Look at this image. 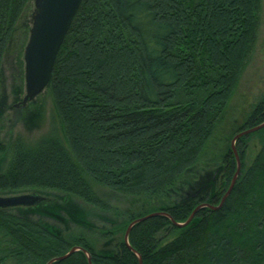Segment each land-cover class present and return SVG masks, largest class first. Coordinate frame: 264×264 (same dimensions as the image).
I'll list each match as a JSON object with an SVG mask.
<instances>
[{"label":"trees","instance_id":"trees-1","mask_svg":"<svg viewBox=\"0 0 264 264\" xmlns=\"http://www.w3.org/2000/svg\"><path fill=\"white\" fill-rule=\"evenodd\" d=\"M30 0H0V70ZM260 0H83L57 54L46 90L62 128L36 142L0 138V193L51 190L105 210L93 184L125 196H160L201 157L255 46ZM23 30V29H22ZM25 32V31H24ZM15 47V46H14ZM18 101H15L16 103ZM13 103V104H14ZM31 103V102H30ZM29 104V103H28ZM4 109V107H2ZM0 107V109H2ZM22 108V107H21ZM15 110V109H14ZM264 122V97L236 134ZM246 168L245 139L222 161L224 186L202 198L121 213L110 252L91 230L60 235L26 213L0 209V264H264V128ZM20 209L18 208H14ZM169 227L174 237L160 238ZM96 234V233H95Z\"/></svg>","mask_w":264,"mask_h":264},{"label":"rangeland","instance_id":"rangeland-1","mask_svg":"<svg viewBox=\"0 0 264 264\" xmlns=\"http://www.w3.org/2000/svg\"><path fill=\"white\" fill-rule=\"evenodd\" d=\"M33 10L34 0H30L5 53L0 70V107H4V109H0V138L7 143L17 138L29 143L36 142L43 135L48 134L54 126L57 133L60 136L62 134L52 98L46 89L25 107L15 110L8 108L15 101H20L25 93L23 52L29 37ZM259 16L260 25L255 46L243 67L223 117L197 163L185 172L183 178L174 188L160 196H125L93 184L96 194L107 204L105 210L96 209L61 192L40 189L36 192L45 198L43 201L32 207H19L20 209H13L12 211L17 212L20 210L26 213L29 218L63 236L91 230V232L96 233H94V239L99 251L107 253L112 250L115 237L106 239L96 231L110 229L123 218L121 213L133 212L140 214L149 212L144 215L147 216L155 213L150 212L151 209L182 203L192 197H195V199L202 198L208 193H214L218 189H222L224 186L222 177L224 151L228 144L231 146L233 138L238 134H236V128L246 120L255 105L264 97V0H260ZM256 132L246 135V146L243 154V163L246 168L261 148L263 138ZM236 152L238 154L237 149ZM1 160L3 159L0 157ZM33 192L35 191L22 190L12 193H0V196L30 194ZM173 237L174 234L169 227L165 228L160 235L164 242L170 241Z\"/></svg>","mask_w":264,"mask_h":264},{"label":"water","instance_id":"water-1","mask_svg":"<svg viewBox=\"0 0 264 264\" xmlns=\"http://www.w3.org/2000/svg\"><path fill=\"white\" fill-rule=\"evenodd\" d=\"M82 1L83 0H34V10L31 14V28L29 30L28 41L23 52L25 93L20 101L8 107L10 110L25 107L39 94H41L49 85L57 54ZM262 128H264V122L258 126L238 133L233 138L231 148L236 158V172L219 205H199L193 210L186 222L181 224L171 219L173 225L178 227L188 225L194 218L195 214L204 207H208L213 210L221 207L225 199L231 193L241 170L240 160L235 149V142L239 138L259 131ZM44 199L45 198L40 196L37 192L30 194L0 196V209L32 207ZM158 216L169 218L168 214L165 212H155L131 222L124 236L126 245H128L129 234L135 225ZM128 248L132 250L129 245ZM80 250L81 248H72L67 254L51 260L48 264L66 260L73 253ZM137 256L139 264H142L141 257L139 255ZM87 259L88 263L91 264V258L88 254Z\"/></svg>","mask_w":264,"mask_h":264}]
</instances>
